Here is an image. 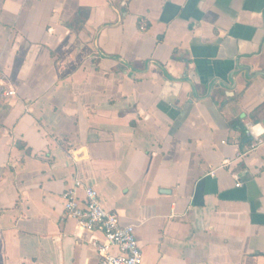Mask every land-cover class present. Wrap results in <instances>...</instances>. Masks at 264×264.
<instances>
[{
	"label": "crops",
	"instance_id": "crops-1",
	"mask_svg": "<svg viewBox=\"0 0 264 264\" xmlns=\"http://www.w3.org/2000/svg\"><path fill=\"white\" fill-rule=\"evenodd\" d=\"M0 71V264L99 263L77 180L143 264H264V0H0Z\"/></svg>",
	"mask_w": 264,
	"mask_h": 264
},
{
	"label": "built area",
	"instance_id": "built-area-1",
	"mask_svg": "<svg viewBox=\"0 0 264 264\" xmlns=\"http://www.w3.org/2000/svg\"><path fill=\"white\" fill-rule=\"evenodd\" d=\"M132 0H120V6L128 9ZM141 29L144 21L141 20ZM16 92L3 81L0 71V99L14 96ZM247 134L250 138V152L264 145V126L262 124H247ZM226 166L229 161L225 162ZM239 184V176L234 175ZM82 189L85 194L84 203L81 204L77 197V189ZM65 210L69 217L77 222L80 231L93 233L100 232L104 242H91L96 249L100 261L98 264H143V256L135 236V226H122L118 214L107 212L103 206L98 192L91 186L77 180L74 189L68 190L64 195ZM112 249L116 253H112Z\"/></svg>",
	"mask_w": 264,
	"mask_h": 264
}]
</instances>
